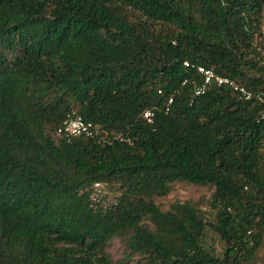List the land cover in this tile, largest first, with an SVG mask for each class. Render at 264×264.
Returning a JSON list of instances; mask_svg holds the SVG:
<instances>
[{
    "label": "trees",
    "instance_id": "obj_1",
    "mask_svg": "<svg viewBox=\"0 0 264 264\" xmlns=\"http://www.w3.org/2000/svg\"><path fill=\"white\" fill-rule=\"evenodd\" d=\"M263 45L264 0H0V264H264V104L193 95L264 93ZM71 110L93 137L50 136Z\"/></svg>",
    "mask_w": 264,
    "mask_h": 264
},
{
    "label": "built area",
    "instance_id": "obj_2",
    "mask_svg": "<svg viewBox=\"0 0 264 264\" xmlns=\"http://www.w3.org/2000/svg\"><path fill=\"white\" fill-rule=\"evenodd\" d=\"M183 65L184 67L188 66L186 62H184ZM196 72L200 77V82L193 88L194 96L202 95L208 88L215 86L225 88L237 94V96L243 101L254 100L257 103L264 104V93L262 92H252L229 78L217 75L211 69L197 67ZM169 102L170 100L168 103ZM142 118L146 123H151L153 112L149 110L144 111L142 113ZM258 120L264 122V108L259 114ZM96 133L97 128L94 125L83 121L75 111L71 110L65 115L60 125L54 130L53 136L65 143H69L75 137H93ZM105 194H107V190L101 183H93L88 193L90 205L98 203L100 198Z\"/></svg>",
    "mask_w": 264,
    "mask_h": 264
},
{
    "label": "rangeland",
    "instance_id": "obj_3",
    "mask_svg": "<svg viewBox=\"0 0 264 264\" xmlns=\"http://www.w3.org/2000/svg\"><path fill=\"white\" fill-rule=\"evenodd\" d=\"M264 46V45H263ZM52 138L56 139L53 136V133L50 135ZM210 193V189L207 187H200L195 185H188L183 182H174L169 185V192L166 196L161 198H153V203L158 207V209L162 212H165L169 209V206L176 202H184V201H197L201 197H207ZM114 193L107 190V194L103 195L100 198L101 204L107 205L110 204L113 200ZM212 248L219 252L222 248V244L214 239L212 243ZM109 250L114 259L121 257V249L118 247L116 243H112L109 246ZM264 253V249L262 251Z\"/></svg>",
    "mask_w": 264,
    "mask_h": 264
}]
</instances>
